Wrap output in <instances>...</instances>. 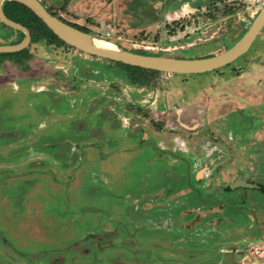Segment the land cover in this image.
I'll return each mask as SVG.
<instances>
[{"label":"rangeland","instance_id":"obj_1","mask_svg":"<svg viewBox=\"0 0 264 264\" xmlns=\"http://www.w3.org/2000/svg\"><path fill=\"white\" fill-rule=\"evenodd\" d=\"M40 1L122 48L181 58L229 48L264 6ZM22 32L0 20V44ZM27 47L22 65L0 63V264H264V191L229 189L264 186V28L223 67L144 85L77 48ZM188 185L245 207L198 213ZM159 206L176 215L155 228Z\"/></svg>","mask_w":264,"mask_h":264},{"label":"water","instance_id":"obj_2","mask_svg":"<svg viewBox=\"0 0 264 264\" xmlns=\"http://www.w3.org/2000/svg\"><path fill=\"white\" fill-rule=\"evenodd\" d=\"M4 1L6 0H0V20L10 27L23 31L25 37L22 41L15 44H0V52L20 51L26 48L31 42V34L26 26L10 19L5 14L3 10ZM15 1L21 2L31 8L55 34L77 49L110 60L120 61L147 69L173 73H201L223 67L246 53L258 33L264 28L263 6L243 36L235 44L221 52L214 53L210 56L196 58L151 55L127 50L112 41L100 38L94 34L74 27L53 15L40 0ZM95 39L112 42L116 45V48L100 47L94 42ZM234 185L251 186L252 184L244 180H238Z\"/></svg>","mask_w":264,"mask_h":264},{"label":"trees","instance_id":"obj_3","mask_svg":"<svg viewBox=\"0 0 264 264\" xmlns=\"http://www.w3.org/2000/svg\"><path fill=\"white\" fill-rule=\"evenodd\" d=\"M53 15L59 17L66 23L77 27L83 31L88 33L94 34L89 28L76 24L74 22L68 21L61 17L56 11L52 10L50 7H46ZM3 10L5 14L12 20L21 23L22 25L26 26L31 34V42H41L45 41L47 44H55L58 46H67L73 47L62 40L57 34H55L47 25L46 23L28 6L25 4L15 1V0H6L3 3ZM236 10L230 8L226 14L235 13ZM22 34H24L22 32ZM75 48V47H73ZM133 52L142 53V54H149L143 50H131ZM214 53L207 54L205 56H210ZM29 48L26 47L20 51L15 52H0V63L5 60H12L18 65H22L27 59L30 58ZM204 57V56H202ZM114 63L117 67L123 69L127 73V77L133 84H149L151 79L154 75L158 74L160 71L147 69L140 66L126 64L120 61L110 60Z\"/></svg>","mask_w":264,"mask_h":264},{"label":"flooded vegetation","instance_id":"obj_4","mask_svg":"<svg viewBox=\"0 0 264 264\" xmlns=\"http://www.w3.org/2000/svg\"><path fill=\"white\" fill-rule=\"evenodd\" d=\"M140 134V133H139ZM142 134L143 133H141L140 134V137H141V143L142 144H144V143H148V141H150V136L148 135V137L147 138H142ZM163 153H167L168 152V150L167 149H163V150H161ZM169 152H170V150H169ZM189 168H191V166L189 165L188 166ZM194 179H195V182H197L198 181V183H199V179H200V177H199V175H198V173H196L195 175H194V177H193ZM238 181V180H237ZM246 182H248V183H251L252 185L250 186V187H252V188H256V189H260V190H263L264 191V186L263 185H261V184H258V183H255V182H250V181H246ZM236 183V182H235ZM188 184H193L192 183V181H191V183H190V181H189V183ZM196 184V183H195ZM190 185H188L189 186V188H192V190H194V191H196V194H197V196L195 197V201H196V203H197V205H201V206H203L202 208L199 206V207H195V208H193V210L194 211H196V212H201V211H206V210H208V209H213V208H215V207H217V210H219V211H211V212H209L208 214L209 215H214V214H223V212L227 209V210H234V209H236V208H244L245 206H243L242 204H240V205H238L236 202L234 203H232V202H226V201H223L222 199H220V198H211V197H207V196H205V195H202L201 194V192H200V188L198 187V186H190ZM231 186H229V189H234V184H230ZM236 186H240V185H236ZM241 186H244V185H241ZM236 188V187H235ZM245 198L244 197H241V202H245ZM209 204H211V206L210 207H206V205H209ZM220 205H222V208H221V206ZM171 210L172 209H170V210H168V208L167 207H165V208H162V207H156L155 208V212H153V213H151V219H152V224H154V226H155V228H156V226H157V228H159V227H164V224H160V223H163L162 221L163 220H166V219H168V220H170L168 217H171L172 216V218L174 217V215H176V213H171ZM162 211H165V212H162ZM178 213V212H177ZM206 215V214H205ZM223 216V218H227V217H229V214L228 213H226V214H224V215H222ZM138 221V220H137ZM171 226V225H170ZM256 230H257V232L259 233L260 231H259V228H258V224H256ZM220 251V250H219ZM221 253V252H220ZM222 255H224V256H228V257H230V256H232L231 254H228V253H223ZM164 258V257H163ZM164 261H166V262H168L169 260H167V258H166V260L164 259ZM165 262V263H166Z\"/></svg>","mask_w":264,"mask_h":264},{"label":"bare ground","instance_id":"obj_5","mask_svg":"<svg viewBox=\"0 0 264 264\" xmlns=\"http://www.w3.org/2000/svg\"><path fill=\"white\" fill-rule=\"evenodd\" d=\"M94 42L96 43V45H98L100 47L116 48V45L112 42H109V41L95 39Z\"/></svg>","mask_w":264,"mask_h":264}]
</instances>
